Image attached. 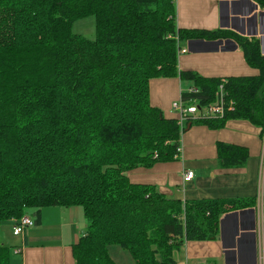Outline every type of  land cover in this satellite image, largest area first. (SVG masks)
<instances>
[{
	"label": "trees",
	"instance_id": "trees-1",
	"mask_svg": "<svg viewBox=\"0 0 264 264\" xmlns=\"http://www.w3.org/2000/svg\"><path fill=\"white\" fill-rule=\"evenodd\" d=\"M90 15L95 39L71 28ZM200 37L235 39L256 73L225 78L234 111L181 125L151 103L150 82L179 77L193 85L184 102H216L221 77L178 66L181 42ZM239 118L264 131L258 38L181 28L174 0H0V228L25 214L38 226L47 206H80L88 226L73 245L75 264H116L112 244L134 264H177L185 242L217 238L221 216L256 198L183 201L133 183L128 171L177 159L188 124L220 129ZM217 149L222 167L246 162L244 147ZM11 252L0 240V264Z\"/></svg>",
	"mask_w": 264,
	"mask_h": 264
},
{
	"label": "crops",
	"instance_id": "crops-1",
	"mask_svg": "<svg viewBox=\"0 0 264 264\" xmlns=\"http://www.w3.org/2000/svg\"><path fill=\"white\" fill-rule=\"evenodd\" d=\"M174 1L179 27L191 31L233 30L249 39L258 38L264 54V14L251 20L264 12L256 0ZM180 46L187 51L178 56L179 70L222 79L256 73L235 39L191 38L183 40ZM183 81L179 77L151 80V103L167 116H174L172 103L181 98L182 91L193 86L187 81L184 89ZM224 125L220 129L191 125L181 135L177 159L128 171L133 183L154 185L165 195L183 201L256 198L254 206L227 211L221 216L217 238L185 242L176 254L177 264H264V131L240 118L229 119ZM219 142L246 148L245 164L220 166ZM186 171H193L190 181H184ZM82 211L78 206L42 208L41 224L33 226L24 237L17 236L20 240L16 245L0 233L1 242L13 248L10 264H75L73 245L88 226Z\"/></svg>",
	"mask_w": 264,
	"mask_h": 264
},
{
	"label": "built area",
	"instance_id": "built-area-1",
	"mask_svg": "<svg viewBox=\"0 0 264 264\" xmlns=\"http://www.w3.org/2000/svg\"><path fill=\"white\" fill-rule=\"evenodd\" d=\"M187 49L181 48L180 53H185ZM225 79L222 80L220 90L218 93V100L212 104L200 106L197 104H187L182 98L172 103V110L178 117L179 124H183L189 115H193V118L198 117H223L227 112L235 110V102L233 99H228V94L224 88ZM192 90V89H190ZM180 150V149H179ZM264 153V143H263ZM193 177V171H186L184 175V181H190ZM35 226V220L30 215H24L21 218H17L13 224V234L15 236H25L29 230Z\"/></svg>",
	"mask_w": 264,
	"mask_h": 264
},
{
	"label": "rangeland",
	"instance_id": "rangeland-1",
	"mask_svg": "<svg viewBox=\"0 0 264 264\" xmlns=\"http://www.w3.org/2000/svg\"><path fill=\"white\" fill-rule=\"evenodd\" d=\"M71 28L74 33L80 34L84 38H87V39H95L97 35L96 18L94 15H90V16H86V17L74 20L72 22ZM187 85H188L187 81H183L181 86H183V88L185 89ZM80 209L82 210L81 207ZM33 212H35L34 208L30 210V214L33 215ZM17 218L18 217L10 218V220L7 223L5 222L4 226L0 228V233H3L6 236H8L10 238L9 242H11V244L13 245L18 244L20 240L19 237L13 235L12 228H11ZM84 219H87V218L85 217ZM109 254L116 264H134L135 263L130 252L127 250H123L122 247L119 246L118 244H112L109 246ZM18 259H19V256H18Z\"/></svg>",
	"mask_w": 264,
	"mask_h": 264
},
{
	"label": "water",
	"instance_id": "water-1",
	"mask_svg": "<svg viewBox=\"0 0 264 264\" xmlns=\"http://www.w3.org/2000/svg\"><path fill=\"white\" fill-rule=\"evenodd\" d=\"M262 14H264V12H260L259 14H256V15H254V17L253 18H251V20H255L259 15H262ZM228 40H230V39H228ZM222 40H220V42H221ZM191 126V124H189L187 127H190Z\"/></svg>",
	"mask_w": 264,
	"mask_h": 264
},
{
	"label": "bare ground",
	"instance_id": "bare-ground-1",
	"mask_svg": "<svg viewBox=\"0 0 264 264\" xmlns=\"http://www.w3.org/2000/svg\"><path fill=\"white\" fill-rule=\"evenodd\" d=\"M223 79H225V78H223ZM223 79H222V80H223ZM225 81H227V80L225 79ZM181 98H182V97H181ZM263 143H264V142H263ZM263 159H264V153H263ZM192 178H193V177H192Z\"/></svg>",
	"mask_w": 264,
	"mask_h": 264
}]
</instances>
